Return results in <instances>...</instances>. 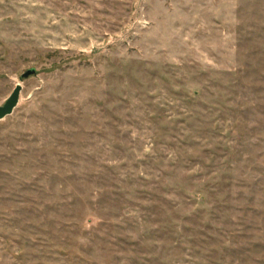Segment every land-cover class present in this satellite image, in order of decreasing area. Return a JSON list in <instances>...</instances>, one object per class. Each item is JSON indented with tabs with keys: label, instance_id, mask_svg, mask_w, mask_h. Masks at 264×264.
<instances>
[{
	"label": "rangeland",
	"instance_id": "1",
	"mask_svg": "<svg viewBox=\"0 0 264 264\" xmlns=\"http://www.w3.org/2000/svg\"><path fill=\"white\" fill-rule=\"evenodd\" d=\"M18 86L0 264H264V0H0Z\"/></svg>",
	"mask_w": 264,
	"mask_h": 264
},
{
	"label": "water",
	"instance_id": "2",
	"mask_svg": "<svg viewBox=\"0 0 264 264\" xmlns=\"http://www.w3.org/2000/svg\"><path fill=\"white\" fill-rule=\"evenodd\" d=\"M36 74V71H30L25 74L24 79H28ZM23 88L18 86L15 92L12 94L10 99L6 102V104L0 107V122L6 120L11 117L16 109L18 108L21 100Z\"/></svg>",
	"mask_w": 264,
	"mask_h": 264
}]
</instances>
